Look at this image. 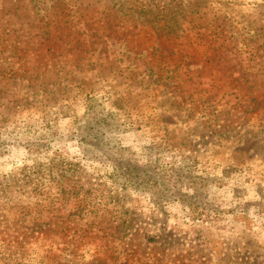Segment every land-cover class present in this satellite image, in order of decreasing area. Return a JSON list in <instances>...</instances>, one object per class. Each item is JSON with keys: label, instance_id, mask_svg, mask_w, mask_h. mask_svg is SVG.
Listing matches in <instances>:
<instances>
[{"label": "clouds", "instance_id": "1", "mask_svg": "<svg viewBox=\"0 0 264 264\" xmlns=\"http://www.w3.org/2000/svg\"><path fill=\"white\" fill-rule=\"evenodd\" d=\"M0 264H264V0H0Z\"/></svg>", "mask_w": 264, "mask_h": 264}, {"label": "rangeland", "instance_id": "2", "mask_svg": "<svg viewBox=\"0 0 264 264\" xmlns=\"http://www.w3.org/2000/svg\"><path fill=\"white\" fill-rule=\"evenodd\" d=\"M15 10V9H14ZM46 43H48L47 41H46ZM209 57H210V59H212L213 57H212V53L211 52H209Z\"/></svg>", "mask_w": 264, "mask_h": 264}]
</instances>
